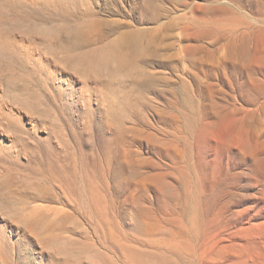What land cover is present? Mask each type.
<instances>
[{
  "label": "rangeland",
  "instance_id": "1",
  "mask_svg": "<svg viewBox=\"0 0 264 264\" xmlns=\"http://www.w3.org/2000/svg\"><path fill=\"white\" fill-rule=\"evenodd\" d=\"M258 30L264 0H0V117L26 131L17 143L0 132V246H41L1 210L22 200L54 225L49 246L81 247L85 261L98 256L88 246L111 256L102 246L125 243L174 264H264ZM124 31L136 49L115 43ZM71 155L108 182L116 243L47 184L45 161ZM45 187L55 198H24Z\"/></svg>",
  "mask_w": 264,
  "mask_h": 264
},
{
  "label": "bare ground",
  "instance_id": "2",
  "mask_svg": "<svg viewBox=\"0 0 264 264\" xmlns=\"http://www.w3.org/2000/svg\"><path fill=\"white\" fill-rule=\"evenodd\" d=\"M184 29L187 33L188 38L191 37L192 34L189 32L190 29L188 28V26H185ZM91 31H93V30H91ZM125 31H127V30H125ZM133 33L134 32H129L126 34V32H125L124 33L125 35H122L119 39H117L115 41V43L121 42L122 44H125L127 49H133V47L136 49L138 47V44L136 43V41H134L132 39V37H134V36H132ZM75 34H78V32ZM79 34H81V33H79ZM263 39H264V33L261 30H258L255 33V35L253 34V36H252L253 41H260ZM184 50H185V53L187 55L189 65H194V63H196L195 57L197 56V55H195V47H193L191 45H187L184 48ZM120 51H122V50L120 49ZM124 53H126V52H124ZM127 54H128V52L126 53V55ZM130 56H133V55H130ZM44 62H42V64H45ZM94 78L96 79L97 77H94ZM141 79H143V78H141ZM148 82H150V81H148ZM112 83L113 82L106 84L107 88L115 90V87L113 85L114 83L113 84ZM94 84H96V83H93V87H94ZM143 84H145V82ZM81 85H82V83H81ZM82 87H83V89H81V91L84 90V85ZM46 88H47V86H46ZM96 89H94V91ZM101 89L104 90V87L102 86ZM87 91H88V89H87ZM90 92H93V91H89V93ZM89 93H87V94H89ZM87 94H86V96L91 97L90 94L89 95H87ZM83 95H84V93H83ZM93 95H95V94H93ZM88 99H89V97H88ZM3 114H5V113H3ZM42 121L44 122V119H42ZM56 122H57V119H56ZM41 125H42V123H41ZM50 125H51V122H50ZM35 128L36 127H34V129ZM238 128L240 130L242 127H238ZM4 129L8 130V132L10 134H12V136H13L12 142L13 143L20 142L22 137L26 134L25 130H22L19 128L17 120L15 118L9 117V116H2V118L0 117V132H2ZM242 130H243V128H242ZM32 133L33 132H31L30 134H32ZM54 133H56V130L54 131ZM124 134H126V133H124ZM21 135H22V137H21ZM121 135H123V134H121ZM126 154H127L126 151H124V153L122 155V158H123L122 161H126ZM105 156H106L105 164H106V167L109 169L112 166L114 159L109 153ZM68 161H70V162L68 163ZM45 165H46L45 174H46L47 184H50L52 187L55 186L59 190V192L61 193L62 197L64 199H66L72 205V207H74V211L77 214L80 213V215L89 218L97 231H98V228L104 229L105 230L104 232H106L107 238L112 243H116V235L113 232V228L115 227V223L113 222V219H112L113 218L112 212L114 210V198L111 194L108 182L106 183L105 186H102L95 180L93 174H91L89 177H87L86 176L87 172H84V173H83V171L80 172L78 169L79 163L77 164V161H76V158L74 155H71V159L69 158V160H68V158L56 159L55 163L54 162L52 163L51 161L47 160V161H45ZM69 165H70V168H69ZM102 188H104V189H102ZM48 195L51 196V198H55V196H56V195L54 196V194L52 192V188L45 187V188H42L41 191H36L34 193H28V194L26 193L24 198L27 197L26 199H32V200L36 201V200H42L43 198H46ZM25 203H26L25 201L20 200V202L16 203V205L21 204L20 207H17L16 209H14V208L8 206L7 209L2 207L1 210L5 211V215L12 216L13 220H15L14 222L16 224L20 225L19 226L20 228L25 229L28 233L35 236V238L38 240V243L41 246H37V249H35V247L33 248V246H9V248H7V247L4 248L3 246H0V264H32L34 262L35 258H37L38 260H41V261L45 259L48 261V264H174L169 259L170 258L169 255H167L169 253L168 251H162L161 250L158 253H157V251L151 252L148 249H145L143 247L138 248L135 246H129L128 244H125V243H123L120 246H102L105 248V250H107L108 253L112 254L113 256L112 255L110 256L109 254H105L106 252L105 253L100 252L99 249L96 248L95 246H88V247L94 249V251H96V255H98V256H96V259H93V257H92V258L87 259V261H85V260H83L82 255L84 252H83V249L81 247L75 248L76 249L75 250V249L70 248L68 246H49V245H53L54 242L56 243L58 241L57 236L52 233L55 231L54 225L52 224L51 221H49V217L47 215L42 214V213H40V214L37 213L35 215V213L37 211V207H31V211H30V209L25 207L27 205ZM47 211H49V210H47ZM51 212L55 216H57L61 213V211L56 210V209H51ZM23 251L25 253H23ZM14 259L16 261H20V262L15 261V263H12V262H14ZM171 259H173V258H171ZM175 262L178 263L177 261H175Z\"/></svg>",
  "mask_w": 264,
  "mask_h": 264
}]
</instances>
